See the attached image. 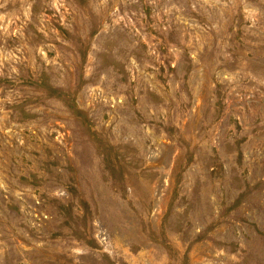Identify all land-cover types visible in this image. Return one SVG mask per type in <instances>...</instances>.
<instances>
[{"label":"rangeland","instance_id":"obj_1","mask_svg":"<svg viewBox=\"0 0 264 264\" xmlns=\"http://www.w3.org/2000/svg\"><path fill=\"white\" fill-rule=\"evenodd\" d=\"M0 264H264V0H0Z\"/></svg>","mask_w":264,"mask_h":264}]
</instances>
